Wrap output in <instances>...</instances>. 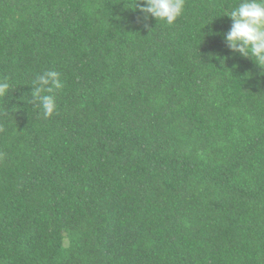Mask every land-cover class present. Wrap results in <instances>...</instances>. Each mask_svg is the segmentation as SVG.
Returning <instances> with one entry per match:
<instances>
[{"label":"trees","instance_id":"trees-1","mask_svg":"<svg viewBox=\"0 0 264 264\" xmlns=\"http://www.w3.org/2000/svg\"><path fill=\"white\" fill-rule=\"evenodd\" d=\"M239 2L167 25L135 0H0V264H264V69L226 45Z\"/></svg>","mask_w":264,"mask_h":264},{"label":"clouds","instance_id":"clouds-1","mask_svg":"<svg viewBox=\"0 0 264 264\" xmlns=\"http://www.w3.org/2000/svg\"><path fill=\"white\" fill-rule=\"evenodd\" d=\"M138 4L145 19L151 16L167 25H173L185 11V0H135L134 7ZM225 15L232 20V26L224 36L227 47L264 69V0H240ZM62 87L63 82L56 71L48 70L36 77L32 100L38 101L45 117L57 112L53 93ZM10 89L6 80L0 81V98H5Z\"/></svg>","mask_w":264,"mask_h":264}]
</instances>
